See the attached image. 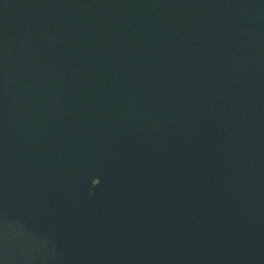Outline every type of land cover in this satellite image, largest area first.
I'll use <instances>...</instances> for the list:
<instances>
[{"label":"water","instance_id":"95a60500","mask_svg":"<svg viewBox=\"0 0 264 264\" xmlns=\"http://www.w3.org/2000/svg\"><path fill=\"white\" fill-rule=\"evenodd\" d=\"M0 264H264V0H0Z\"/></svg>","mask_w":264,"mask_h":264}]
</instances>
